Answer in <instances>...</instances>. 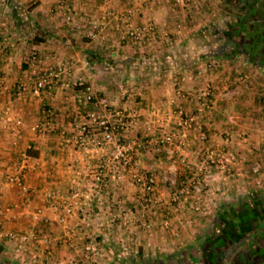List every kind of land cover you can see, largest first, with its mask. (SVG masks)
<instances>
[{
	"label": "crops",
	"instance_id": "obj_1",
	"mask_svg": "<svg viewBox=\"0 0 264 264\" xmlns=\"http://www.w3.org/2000/svg\"><path fill=\"white\" fill-rule=\"evenodd\" d=\"M129 6L139 7L131 25L153 24L152 37L132 41L126 36V23L103 17L105 8L119 14ZM65 14H71V22ZM23 17L27 24L20 23ZM77 29L89 38H82ZM0 32L5 39L0 49V185L23 153L35 152L28 155L22 178L34 194L0 187L1 260L69 264L80 259L86 241L73 228L78 220L70 221L67 234L56 221L61 209L48 206L44 198L48 190L63 198L76 187L86 188L85 167L94 168L101 160L91 141L85 151L73 141L75 125L82 121L76 90L57 89L35 97L17 88L19 82L30 80L33 68L62 59L71 64L72 80L83 77L112 109L130 117L131 138H149L167 129L180 135L185 142L182 155L187 157L174 160L179 169L187 164L196 169L204 148L213 149L214 155L228 151L235 155L227 172L214 168L208 177L209 213L192 212L189 199L171 213L165 229L158 218L170 208V191L157 181L166 178L169 163L150 152L139 153L134 169L154 175V195L161 203L151 205L153 209L142 216L137 205L140 187L111 179L106 194L111 203L126 202L132 224L122 225L117 210L92 202L89 231L102 250L100 263L264 264V187L254 184L264 181V171L249 177L244 164L251 159L264 166V0H192L183 6L170 0H0ZM35 35L43 39L34 42ZM32 50L40 57L34 65L27 61ZM210 60L217 62L216 69L206 67ZM238 75L245 78L233 86ZM209 85L214 102L198 116L209 140L200 143L193 129L178 128L175 119L195 114L197 94ZM91 108L86 106L83 112ZM44 111L53 127L41 135L32 125ZM17 120L20 137L13 145ZM225 134L229 143L223 140ZM239 134L246 138L239 140ZM251 149L257 150L254 155H249ZM37 208L43 210L38 218ZM29 232L41 240L26 243L24 250L17 249V238L8 236ZM31 253L36 255L34 261ZM123 259L127 261L120 262Z\"/></svg>",
	"mask_w": 264,
	"mask_h": 264
},
{
	"label": "built area",
	"instance_id": "obj_2",
	"mask_svg": "<svg viewBox=\"0 0 264 264\" xmlns=\"http://www.w3.org/2000/svg\"><path fill=\"white\" fill-rule=\"evenodd\" d=\"M33 2L37 0H31ZM104 2L106 0H103ZM153 1V0H149ZM174 5L183 6L192 2V0H170ZM139 12V7L129 6L121 13L116 14L111 9L105 8L103 17H116L118 20L128 25L126 36L132 41L142 42L149 39L154 34V26L151 23H146L140 26L131 25V17ZM66 21L72 20L71 14H65ZM93 27L91 30H94ZM3 36L0 32V49L3 48ZM28 63L34 65L40 61V57L36 50L29 53ZM208 69H216L218 64L214 60L206 63ZM71 64L65 60L57 59L53 63L45 64L41 68H33L32 77L28 82H19L17 88L21 92H28L30 95L40 97L42 94H52L57 89L73 90L75 89V103L77 105V113L81 115L82 121L75 125L73 141L81 150H88V142H92V147L99 153L101 160L94 168L90 165L86 166L83 171V176L87 178L86 188L76 187L72 189L66 196L60 198L53 190H48L44 193L45 201L52 208H60L61 213L56 217L58 224L64 229L67 234L71 231V222L77 219L73 228H78L81 236L86 240L81 248L79 260H70L69 264H101L99 256L102 255V250L93 239H91L90 227V212L93 201L104 207L108 206L117 210L118 220L124 226L132 224L131 210L123 200H117L111 203L106 194V189L111 179L116 183L122 184L126 180L133 185L140 187V196L137 202L142 211V216L147 209L152 205L161 203L158 197H155L154 190L156 181L152 173H140L135 171L133 163L137 155L143 151L160 152L163 151L167 158H174L176 155H181L185 142L177 133H163L150 139H135L128 138L126 132L129 128V121L126 115L117 109H112L111 105L104 97H99L95 94L92 87L87 84L83 77L70 78ZM244 75H238L235 82L244 80ZM0 85H3V80L0 77ZM213 88L209 85L201 89L197 94L196 113L189 116L177 115L175 124L180 129H193L196 134V139L200 143H206L209 140L208 135L203 131V125L199 122L198 116L208 110L213 102ZM92 107L83 112L84 107ZM102 111V113H101ZM114 119L111 121L110 116ZM20 121H15V126L12 128L13 140L12 144L17 143L20 137L18 129ZM53 127V121L49 117L47 111H44L42 118L32 125V129L41 135L46 134ZM65 134V130L60 132ZM238 137H241L239 134ZM224 142L229 143V137L223 138ZM204 157L199 158L198 167L195 172H190L189 176L179 182L178 188L173 192L172 200L176 203L170 205L168 211L163 214L160 225L168 227L170 216L173 211H177L179 207L191 199L190 210L194 213L207 215L209 213V200L206 196L207 182L211 171L217 168L223 172L229 170L230 165L235 161V155L232 151L225 152L221 158H217L213 154V149L204 148ZM29 156L22 154L21 160L14 164L12 170L7 174L6 179L0 187L13 186L17 187L23 193L32 195L34 189L24 184L22 178L24 171L27 168V160ZM174 161V160H173ZM259 163L255 161L251 170L253 173L259 171ZM91 210V209H90ZM43 210L37 208L35 217L42 215ZM9 238L18 239V250H24L28 242L41 240L35 232L21 233L15 235L8 233ZM46 241V239H43ZM63 242H67V238H62ZM50 256V252H47ZM36 255L31 253L30 260L34 261Z\"/></svg>",
	"mask_w": 264,
	"mask_h": 264
},
{
	"label": "rangeland",
	"instance_id": "obj_3",
	"mask_svg": "<svg viewBox=\"0 0 264 264\" xmlns=\"http://www.w3.org/2000/svg\"><path fill=\"white\" fill-rule=\"evenodd\" d=\"M218 7L220 8V10H221V6H219L218 5ZM30 9L31 8H28L27 10H29L30 11ZM27 14H25V16H26ZM29 17V16H28ZM22 22V24H27L28 22H29V20L28 19H26V18H21L20 19V23ZM77 30H80V29H77ZM81 32H80V34L82 35L81 37L82 38H89V36H83V30H80ZM85 33V32H84ZM233 86H234V84H233ZM234 92H233V94L235 95V94H237V90H233ZM262 91L264 92V88L262 89ZM127 118L126 119H128V121H130V117L129 116H126ZM256 117V116H255ZM255 117L253 116L252 117V123H253V121H254V119H255ZM249 122H250V120H248ZM163 133H174V134H176V132L173 130V129H167L166 131H157V133H155V134H150L149 135V138H148V136L147 137H144V138H142V139H150V138H152V137H155V136H157V135H159V134H163ZM126 136L128 137V138H131L130 136H129V132H126ZM180 136V135H179ZM229 137V135H226L225 134V136H223V138H225V137ZM133 138V137H132ZM242 138H246V134H241V137H239L238 139L239 140H241ZM230 139V138H229ZM254 150L255 151H257L256 149H251V151H252V153L251 154H249V155H254L255 154V152H254ZM184 151V150H183ZM150 153V155L151 156H153V157H162V159H166L167 160V162L169 163L168 164V166H169V168H166V172H167V174H166V178H162V180H159V181H157V183L159 184H161V185H164L169 191H170V195L167 197V200H168V202L170 203V205L171 204H173V203H176L175 201H173L172 200V197H173V192L178 188V185H179V182L182 180V179H184V178H186V177H188L189 176V174H190V172H195L196 171V169H193V170H191V165L190 164H187V166H183L184 168H183V170H181V169H179L178 168V164L176 163V162H174L173 160H179L180 158H182V159H186V157L187 156H184V155H176L174 158H171V159H169V158H167V156H166V154L163 152V151H160V152H153V151H149ZM254 152V153H253ZM221 154L220 155H216V157L217 158H221ZM201 157H204V155H202ZM249 157V156H248ZM255 158H258V155L255 157ZM250 160V161H249ZM249 160H247L246 161V163H244V164H247V168H248V172H249V177H254L255 178V175H257L259 172H261V171H264V166H262L261 165V163H260V161L259 160H255L256 162H258L259 163V171L257 172V173H253L252 172V170H251V167H252V165L255 163V161H253V160H251V159H249ZM174 163H173V162ZM171 162V163H170ZM179 172H181V173H179ZM253 174H255V175H253ZM155 178V177H154ZM263 180V179H262ZM155 181H156V179H155ZM263 182V183H262ZM262 182H259V184L258 183H254V184H256V187L257 188H259L257 185H261V187H264V181H262ZM156 183V184H157ZM156 189V188H155ZM155 191V190H154ZM230 200V199H229ZM228 200V201H229ZM137 205L139 206V204H138V202H137ZM150 208L151 209H153L152 208V206H150ZM163 214H165V213H163ZM151 216H157V214H154V215H151ZM162 216L163 215H160L159 216V218H158V220H161V218H162ZM161 226V225H160ZM166 229V228H165ZM109 232V231H108ZM91 233V232H90ZM95 237V233H91V239H93ZM103 249V248H102ZM1 259H3V256L2 255H0V261H6V260H1ZM125 261H127L126 259H123V260H120V262H125ZM126 264H128V263H126Z\"/></svg>",
	"mask_w": 264,
	"mask_h": 264
},
{
	"label": "trees",
	"instance_id": "obj_4",
	"mask_svg": "<svg viewBox=\"0 0 264 264\" xmlns=\"http://www.w3.org/2000/svg\"><path fill=\"white\" fill-rule=\"evenodd\" d=\"M27 12H29V10H27ZM25 14H26V13H25ZM42 36H43V34H42ZM42 36H40V35H39V36H38V35H35L34 38H33V41H34V42H40V41L43 39ZM26 153H27V155H31V156L35 155V152L32 151V150H30V149L27 150ZM0 251H1V246H0ZM0 264H15V263L6 260V261H0Z\"/></svg>",
	"mask_w": 264,
	"mask_h": 264
}]
</instances>
